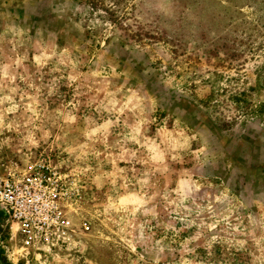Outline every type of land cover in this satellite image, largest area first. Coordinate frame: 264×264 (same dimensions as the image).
<instances>
[{
	"label": "rangeland",
	"instance_id": "rangeland-1",
	"mask_svg": "<svg viewBox=\"0 0 264 264\" xmlns=\"http://www.w3.org/2000/svg\"><path fill=\"white\" fill-rule=\"evenodd\" d=\"M38 164L89 230L0 215V264H264V0H0V175Z\"/></svg>",
	"mask_w": 264,
	"mask_h": 264
},
{
	"label": "built area",
	"instance_id": "built-area-1",
	"mask_svg": "<svg viewBox=\"0 0 264 264\" xmlns=\"http://www.w3.org/2000/svg\"><path fill=\"white\" fill-rule=\"evenodd\" d=\"M69 199L61 176L45 164L0 175V215L17 226L24 248L41 247L50 252L89 230L86 222L76 227L67 218Z\"/></svg>",
	"mask_w": 264,
	"mask_h": 264
},
{
	"label": "crops",
	"instance_id": "crops-1",
	"mask_svg": "<svg viewBox=\"0 0 264 264\" xmlns=\"http://www.w3.org/2000/svg\"><path fill=\"white\" fill-rule=\"evenodd\" d=\"M257 143H259V142H257Z\"/></svg>",
	"mask_w": 264,
	"mask_h": 264
}]
</instances>
